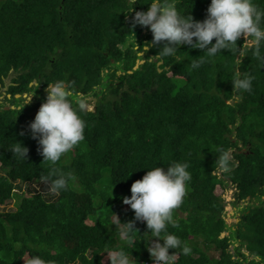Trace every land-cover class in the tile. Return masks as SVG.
Wrapping results in <instances>:
<instances>
[{"label": "trees", "instance_id": "obj_1", "mask_svg": "<svg viewBox=\"0 0 264 264\" xmlns=\"http://www.w3.org/2000/svg\"><path fill=\"white\" fill-rule=\"evenodd\" d=\"M149 2L137 0L128 12V0H0V90L14 75L9 105L0 100V206L16 202L0 208V264H25L21 257L31 256L45 264H110L105 251L118 246L137 264H153L147 246L156 238L146 223L135 221L137 243L128 247L112 222L115 214L121 222L135 220L123 197L149 168L167 170L173 162L188 163L191 174L173 211L177 226H167L191 249L187 256L170 249L175 264H264V63L243 46V36L242 54L224 50L210 60L190 46L163 59L156 47L145 53L153 34L139 25L134 34L132 18ZM253 2L264 10V0ZM210 3L177 0V9L202 21ZM200 59L206 62L193 69ZM236 71L253 78L251 92L234 91ZM58 81L74 97L92 96L95 107L82 114L83 141L52 166L43 162L29 125L48 83ZM34 92L20 112L24 94ZM19 141L29 149L27 160L10 150ZM220 148L233 149L237 162L221 173L215 170ZM52 167L71 174L59 194L42 182ZM230 185L238 201L252 203L237 223L220 193ZM223 231L230 234L221 237Z\"/></svg>", "mask_w": 264, "mask_h": 264}, {"label": "clouds", "instance_id": "obj_2", "mask_svg": "<svg viewBox=\"0 0 264 264\" xmlns=\"http://www.w3.org/2000/svg\"><path fill=\"white\" fill-rule=\"evenodd\" d=\"M128 3L132 7L126 11L133 12L137 0H128ZM148 4L150 6L146 11H135L132 18L134 34L137 25L149 28L153 34L152 41L144 45L145 52L150 47H156L157 56L163 59L175 57L181 46H190L204 50L205 56L210 60L224 50L242 54L241 49L247 44L252 46L251 50L256 58L264 63V55H261L264 48V27L261 26L264 22V10L259 9L253 0H211L207 16L202 21L195 20L191 14L182 16L177 9V0H150ZM242 36L245 43L241 47L238 41ZM134 42L136 44V39ZM205 62V59L193 61L191 66L198 69ZM231 81L234 91H252L251 76L245 75L242 78L240 72L236 71ZM45 91L46 100L41 104L29 129L32 138L38 142L43 162L55 166L66 153L83 141L86 124L82 114L90 109L86 98L74 97L64 81L48 83ZM34 95L35 92L25 95L26 103L20 106V112L32 102ZM10 150L15 159H28L29 149L22 142L12 146ZM217 151L219 156L215 161V170L228 171L236 165L233 149L220 148ZM188 168L189 164L186 162L170 163L167 170L160 166L149 168L142 179L132 184L131 196L123 197V203L134 211L135 220L121 222L115 214L116 219L112 222V225H116L115 231L121 245L128 247L137 243L135 221L146 223L148 232L156 238L147 246L153 264H175L176 255L175 252L170 254V249H180L185 256L191 253L190 247L182 244L175 234L167 232L168 225L177 226L173 211L182 204L187 183L191 180ZM70 179V173L66 174L52 167L48 176L42 178V182L52 194H59L68 189ZM105 252L110 264H137L122 246ZM21 258L25 264H45L40 256ZM101 264L104 262L101 261Z\"/></svg>", "mask_w": 264, "mask_h": 264}, {"label": "rangeland", "instance_id": "obj_3", "mask_svg": "<svg viewBox=\"0 0 264 264\" xmlns=\"http://www.w3.org/2000/svg\"><path fill=\"white\" fill-rule=\"evenodd\" d=\"M135 47H137V46H135ZM143 50H144V47H143ZM145 52V51H144ZM145 53H148V54H150V55H152V53H149L148 51L147 52H145ZM139 54V53H138ZM141 54V53H140ZM139 54V55H140ZM142 56V59H141V62L142 61H145V58L147 57L146 56V54H144V55H141ZM145 57V58H144ZM140 59H138L137 61H139ZM14 75L13 74H11L8 78H6V84H5V87L2 89V90H0V100H1V103H3V102H6V100H5V96H6V92H7V89L9 88V86L11 85V83H12V77H13ZM234 100L235 99H232V100H230L229 101V103H233L234 102ZM7 103V105H9L8 104V102H6ZM86 103H87V105H88V108L89 109H94V107H95V101H94V98L91 96V97H88L87 99H86ZM217 172H219V173H221V172H223L222 170H217ZM44 185V184H43ZM43 185H41V184H32L31 185V187L32 188H36L37 190H42L43 189ZM28 186V187H27ZM30 186L28 185V184H24V189H27V188H29ZM222 189V191L220 192L221 193V195L223 196V198L225 199V203H226V208H227V210H229V209H231L232 208V211L230 212L229 211V213L231 214V215H234V218H233V220H232V222L231 223H237L238 221H239V218H240V214H241V212H242V209H244L245 207H247L248 205H250V204H252L250 201H249V199L247 198V199H244V200H240V201H238L237 199H236V188L234 187V186H232V185H230V186H228V188H221ZM262 199H264V196H262ZM255 203V202H254ZM0 208H3V209H7V210H9V209H14V208H16V202H15V200H11V201H9L5 206L4 205H1L0 206ZM115 219H116V217H114ZM91 222H93L92 220H91ZM230 234V232L229 231H227V234L226 235H229ZM232 248V247H231ZM243 251L247 254V255H250V253H249V251L246 249V248H243ZM217 254V253H216ZM251 258V257H250Z\"/></svg>", "mask_w": 264, "mask_h": 264}, {"label": "water", "instance_id": "obj_4", "mask_svg": "<svg viewBox=\"0 0 264 264\" xmlns=\"http://www.w3.org/2000/svg\"><path fill=\"white\" fill-rule=\"evenodd\" d=\"M142 54V53H141ZM144 61H142L141 62V60H139V61H137V63H136V65H135V69H137L138 68V66L140 65V63H143ZM161 63V62H160ZM26 94H24V96H25ZM9 97H11V95L9 94L8 95ZM19 96V95H18ZM12 107H14V106H12ZM7 108H9V107H7ZM226 234H227V232L226 231H223L222 232V234H221V237H225L226 236Z\"/></svg>", "mask_w": 264, "mask_h": 264}]
</instances>
